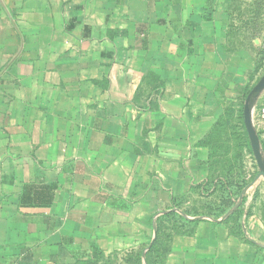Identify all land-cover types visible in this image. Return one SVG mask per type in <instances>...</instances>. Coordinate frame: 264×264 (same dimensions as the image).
Listing matches in <instances>:
<instances>
[{
    "label": "crops",
    "instance_id": "0c3cea01",
    "mask_svg": "<svg viewBox=\"0 0 264 264\" xmlns=\"http://www.w3.org/2000/svg\"><path fill=\"white\" fill-rule=\"evenodd\" d=\"M238 1L0 0V264H264V223L210 217L153 256L260 70Z\"/></svg>",
    "mask_w": 264,
    "mask_h": 264
},
{
    "label": "rangeland",
    "instance_id": "374dc122",
    "mask_svg": "<svg viewBox=\"0 0 264 264\" xmlns=\"http://www.w3.org/2000/svg\"><path fill=\"white\" fill-rule=\"evenodd\" d=\"M235 9L234 36L238 43L257 53L260 70L241 95L225 102L219 110L209 137V174L175 211L157 222L160 251L154 254L156 256L162 257L172 236L187 229L194 218L226 219L230 224L245 227L264 223V173L255 159L244 122L245 101L264 74V0H240ZM259 95H264V90L253 95L252 101ZM134 262V258L115 257L100 264H136Z\"/></svg>",
    "mask_w": 264,
    "mask_h": 264
},
{
    "label": "water",
    "instance_id": "95a60500",
    "mask_svg": "<svg viewBox=\"0 0 264 264\" xmlns=\"http://www.w3.org/2000/svg\"><path fill=\"white\" fill-rule=\"evenodd\" d=\"M264 90V74L259 79L257 84L254 86V88L250 91L249 96L247 97L244 105V122L245 127L248 132V136L250 139L251 147L255 156V159L257 161V164L259 168L261 169L262 173H264V157L261 150V142L259 134L254 126L253 122V115H252V96L257 95L261 91Z\"/></svg>",
    "mask_w": 264,
    "mask_h": 264
},
{
    "label": "trees",
    "instance_id": "16d2710c",
    "mask_svg": "<svg viewBox=\"0 0 264 264\" xmlns=\"http://www.w3.org/2000/svg\"><path fill=\"white\" fill-rule=\"evenodd\" d=\"M168 214H169V213H168ZM158 240H159V236H158V239L155 240V242H154L153 245H157V246H159ZM154 250H155V249H154ZM158 251H160V249L155 250V251H153V252H154V254H158ZM165 251H166V250H165ZM165 251H163V252H164V255H165V253H166ZM154 254H153L154 257H157V258H158V257H161V256H156V255H154ZM164 255H163V256H164ZM163 256H162V257H163ZM162 257H161V258H162ZM158 259H159V258H158ZM136 261L138 262V264H141V262H140L141 259H138V260H136ZM159 261H160V260H159ZM159 261H157V263H158ZM149 264H150V263H149Z\"/></svg>",
    "mask_w": 264,
    "mask_h": 264
},
{
    "label": "built area",
    "instance_id": "2783aa9c",
    "mask_svg": "<svg viewBox=\"0 0 264 264\" xmlns=\"http://www.w3.org/2000/svg\"><path fill=\"white\" fill-rule=\"evenodd\" d=\"M259 118L264 121V102L259 111Z\"/></svg>",
    "mask_w": 264,
    "mask_h": 264
}]
</instances>
